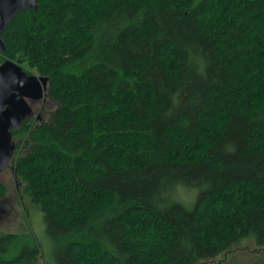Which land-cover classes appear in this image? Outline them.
<instances>
[{"label": "trees", "instance_id": "16d2710c", "mask_svg": "<svg viewBox=\"0 0 264 264\" xmlns=\"http://www.w3.org/2000/svg\"><path fill=\"white\" fill-rule=\"evenodd\" d=\"M2 39L57 103L12 158L55 264H230L264 243V0H38ZM29 237L0 234V264H40Z\"/></svg>", "mask_w": 264, "mask_h": 264}, {"label": "water", "instance_id": "95a60500", "mask_svg": "<svg viewBox=\"0 0 264 264\" xmlns=\"http://www.w3.org/2000/svg\"><path fill=\"white\" fill-rule=\"evenodd\" d=\"M37 7L38 0H0V54L6 48L2 34L12 18L20 9ZM48 81V76L30 73L11 59L0 62V174L14 154L12 128L31 113L27 98H44Z\"/></svg>", "mask_w": 264, "mask_h": 264}, {"label": "rangeland", "instance_id": "374dc122", "mask_svg": "<svg viewBox=\"0 0 264 264\" xmlns=\"http://www.w3.org/2000/svg\"><path fill=\"white\" fill-rule=\"evenodd\" d=\"M25 68L28 70L27 67ZM34 74L37 73L34 72ZM56 108L57 103L47 96L46 108L42 113L43 120H50L51 113ZM26 149H28L27 146ZM0 183L6 187V195L0 201V234L17 232L27 235L30 239L29 236L33 233L43 251L40 264H55L53 241L47 233L42 211L32 203L29 197L24 195L22 183L14 177L10 170L0 174ZM232 248L230 251L222 252L217 256V259L230 264H245L264 260V243H260L255 237L245 238Z\"/></svg>", "mask_w": 264, "mask_h": 264}, {"label": "flooded vegetation", "instance_id": "af4514ba", "mask_svg": "<svg viewBox=\"0 0 264 264\" xmlns=\"http://www.w3.org/2000/svg\"><path fill=\"white\" fill-rule=\"evenodd\" d=\"M38 76H40V74H38ZM44 97L45 98H42V99L27 98V100H28V102L30 104V107H31V113L28 115V117H26L27 120H26V125L25 126H30V130H32L38 122H40V121L43 120L42 113H43V111L46 108L47 88L45 89V96ZM21 125L19 127H21ZM25 126L23 128H25ZM19 127L12 128V132H13V143L15 145L14 153H15V151H18L19 153H21L22 151L25 150V148L20 145V140L17 138V136L15 134L16 129H18ZM12 158L10 160L9 165L2 172L6 171V170H10L13 173L14 177L17 179V177L15 175L14 165L12 163ZM0 184H2V183H0ZM3 198H1L0 201Z\"/></svg>", "mask_w": 264, "mask_h": 264}]
</instances>
